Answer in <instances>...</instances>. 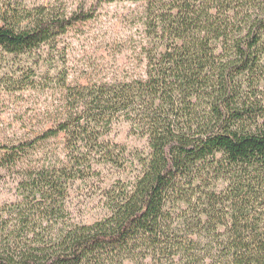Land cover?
Wrapping results in <instances>:
<instances>
[{"label":"trees","instance_id":"obj_1","mask_svg":"<svg viewBox=\"0 0 264 264\" xmlns=\"http://www.w3.org/2000/svg\"><path fill=\"white\" fill-rule=\"evenodd\" d=\"M142 4L145 70L137 78L67 85L54 127L0 142L19 175L0 205V264H264V0H94L67 15L0 0V50L31 53L96 18L103 4ZM0 72L7 92L36 76ZM124 121L146 139L134 182L105 194L106 216L73 224L68 197L96 167L125 169L107 141ZM62 141L65 158L29 162Z\"/></svg>","mask_w":264,"mask_h":264},{"label":"rangeland","instance_id":"obj_2","mask_svg":"<svg viewBox=\"0 0 264 264\" xmlns=\"http://www.w3.org/2000/svg\"><path fill=\"white\" fill-rule=\"evenodd\" d=\"M29 5H45L72 15L89 10L94 0H25ZM142 4L117 1L103 4L96 18L78 25L66 35L31 53L10 56L0 50V72L19 78L21 72L36 76L34 84L17 92H7L0 85V142H16L34 137L51 127L65 107L67 85H88L137 78L145 70L141 48L145 35L140 19ZM125 147L131 154L129 166L96 167L99 176L86 182L77 181L68 197L69 218L73 224H93L103 219L105 194L115 184L134 182L136 165L133 157L148 154L146 139L134 136L130 124H115L106 138ZM29 162L64 159L63 142L32 153ZM19 175L0 167V205L17 199L15 188Z\"/></svg>","mask_w":264,"mask_h":264}]
</instances>
